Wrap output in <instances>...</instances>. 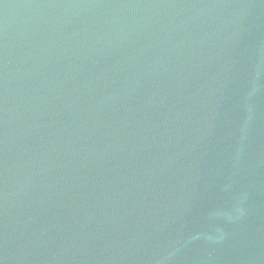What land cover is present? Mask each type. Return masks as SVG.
I'll list each match as a JSON object with an SVG mask.
<instances>
[{
    "label": "water",
    "instance_id": "water-1",
    "mask_svg": "<svg viewBox=\"0 0 264 264\" xmlns=\"http://www.w3.org/2000/svg\"><path fill=\"white\" fill-rule=\"evenodd\" d=\"M0 264H264V0H0Z\"/></svg>",
    "mask_w": 264,
    "mask_h": 264
}]
</instances>
